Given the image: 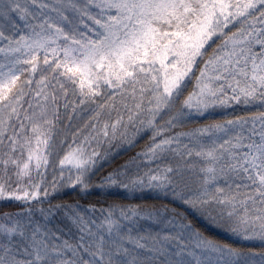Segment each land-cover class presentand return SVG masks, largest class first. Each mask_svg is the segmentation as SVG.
I'll list each match as a JSON object with an SVG mask.
<instances>
[{"label": "snow or ice", "instance_id": "6c2138e0", "mask_svg": "<svg viewBox=\"0 0 264 264\" xmlns=\"http://www.w3.org/2000/svg\"><path fill=\"white\" fill-rule=\"evenodd\" d=\"M0 264H264V0H0Z\"/></svg>", "mask_w": 264, "mask_h": 264}, {"label": "trees", "instance_id": "16d2710c", "mask_svg": "<svg viewBox=\"0 0 264 264\" xmlns=\"http://www.w3.org/2000/svg\"><path fill=\"white\" fill-rule=\"evenodd\" d=\"M71 115V114H70ZM65 125H67V121H65ZM150 138L140 139L139 142L136 144L135 147L129 148L128 145L120 143V142H114L111 146L105 145L102 151H110L113 155L114 162L109 166L107 163L105 164V167L103 168L100 178L103 177L104 174H106L108 171H111L112 168L119 167L121 164L127 163L129 160L132 159V157L136 156L138 153L144 151L147 143L149 142ZM64 151L66 152L67 149L65 148ZM62 158V157H61ZM123 192V190H120ZM155 194H152V197H154ZM124 203V204H153V203H165L164 200H156L154 198H149L148 200L141 199H135V198H128L125 199L122 195L120 196H114L111 198H108L107 203ZM54 203H66V204H85L88 205L95 204L97 207H103L105 206V198L103 195H92L90 197H87L86 199H81V197L73 193L69 196H64L62 200H55ZM201 225L205 227L210 234L219 236L221 238H224L228 240L229 242L235 243L237 247L241 248H247L251 247L256 251L260 250L259 241H243L239 240L236 237H233L227 233L222 232L220 229H218L215 225L211 224L210 222L206 220L200 221Z\"/></svg>", "mask_w": 264, "mask_h": 264}]
</instances>
